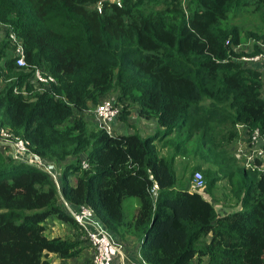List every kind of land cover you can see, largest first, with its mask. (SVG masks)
Here are the masks:
<instances>
[{
    "label": "trees",
    "instance_id": "1",
    "mask_svg": "<svg viewBox=\"0 0 264 264\" xmlns=\"http://www.w3.org/2000/svg\"><path fill=\"white\" fill-rule=\"evenodd\" d=\"M99 1L0 0V131L61 169L58 189L38 163L11 159L0 133V264L84 258L85 232L61 198L89 207L120 240H135L147 264H264V173L254 177L237 167L227 174L226 157L217 159L208 146L212 135L195 122L175 149L196 133L192 158L202 161L192 173L212 175L208 191L220 179L235 184L240 208L217 213L200 191L176 186L175 154L160 156L154 145L183 131L210 98L227 102L224 114L248 137L256 129L264 135V63L242 65L230 49L238 33L229 22L236 7L253 4L264 16V0H187L186 6L184 0H123L121 6L104 2L101 13L89 8ZM159 1V11L146 9ZM53 9L64 12L69 28L54 26ZM9 30L22 41L25 66L15 63ZM37 70L54 82L39 81ZM111 93L121 106L112 131L88 126L85 113ZM134 107L163 129L145 138L115 133L118 118ZM127 199L138 202L130 215ZM49 218L76 234L49 237Z\"/></svg>",
    "mask_w": 264,
    "mask_h": 264
},
{
    "label": "rangeland",
    "instance_id": "2",
    "mask_svg": "<svg viewBox=\"0 0 264 264\" xmlns=\"http://www.w3.org/2000/svg\"><path fill=\"white\" fill-rule=\"evenodd\" d=\"M186 1L187 0H184L185 6ZM158 3L160 4L155 6L148 5L146 9L150 10L154 7L153 11H159L161 9L162 3L161 1H159ZM89 8L97 9V4ZM261 11L262 9H258L256 5L253 4L251 6H245L241 8L236 7L229 16V22L231 23V25L236 27L238 33V44H231L230 49L235 51V53L239 56L254 52L255 45L260 46L262 45V41H264V16H261ZM48 17L51 19V22L54 23V26L56 28H60L61 30H63V25H65V28H69L67 24H70V22L66 19L63 11L56 9L50 10L48 13ZM3 29L4 28L0 26V37H2L3 35ZM261 95L263 98L264 85L261 88ZM108 97L116 100V93H111L108 95ZM93 108L85 113L84 119L87 121L86 123L88 124V126L99 129L94 120V116L92 113ZM195 109L197 111L196 115L192 116L191 119L187 121L186 127L183 131H174L169 135L172 140L163 139L161 143L155 144L156 150L159 152V154H162L169 159L173 153V149H175V144L180 140H185L191 134L190 130L194 126V123L200 119L196 125L200 126V123H202V129H207V136L212 135V137L209 138L210 143L208 144V146L212 145V153L215 154L218 160L220 159V157H226L225 163L227 165V168H225V171L227 174L237 169V167L245 168L251 175H254V177H256L258 173H264L263 163L259 161L260 164H257V161L251 158L252 152L249 144L250 137H248L249 135L244 132V127L241 124H231L230 119H228L224 114V112H227V110H229V105L226 101L221 100L220 98L205 99ZM119 118L116 123L115 133L136 132L141 137L145 138L147 136L154 135L158 130H161L156 121L141 119L138 116L136 107L131 108L123 120H120ZM224 132L225 134L223 135ZM230 132H233L235 136L232 140H227L226 137H228ZM197 133H200V131H197ZM197 138H200V136H196V133L193 134L190 138L191 140L187 142L184 141L182 147H180L181 149H185V152L183 153L182 151L175 153V159H173L174 162L178 164V169L176 170V186L187 184L190 187V181L192 180V176L195 173L192 172L196 168L194 165L196 162L202 161L192 158L194 148V144L192 143H194L195 139ZM204 150L207 151V148L204 147ZM204 155L205 153H202L203 160ZM69 161H73V158L68 159V162ZM192 161L194 162V164L192 163ZM205 164L206 166L210 165L209 163ZM51 166H53L55 170L53 171V173H55L56 179L59 182L61 179L60 166L59 168L57 167L58 172H56V167L54 165ZM211 170H213L214 172L217 171L216 167H211L210 171ZM199 173H201L202 175V172ZM218 176L220 177L222 175L218 174ZM211 177L212 175L203 177V187L198 191H200L204 195V197L215 206L217 213L230 211L222 209L224 207L239 209L240 206H237V196L234 194L235 184H232V182H230L229 180L220 179L217 183L214 184L212 190L209 189L208 191L206 188V182L209 181ZM176 188L178 189V187ZM125 204V211H127V214L130 215L135 209L133 208L134 204H136L137 206L138 202L135 199H127L125 200ZM45 226L47 235L49 237L61 235L72 236L76 234L72 228L64 223L59 222L56 219L49 218L46 221ZM76 240L83 242L82 238L79 236H76ZM82 244L84 245V243ZM49 258L52 263L60 264L58 263L54 255H49ZM64 264H90V255L88 254L86 249L83 259H72L64 262ZM193 264L198 263L197 261H194Z\"/></svg>",
    "mask_w": 264,
    "mask_h": 264
},
{
    "label": "built area",
    "instance_id": "3",
    "mask_svg": "<svg viewBox=\"0 0 264 264\" xmlns=\"http://www.w3.org/2000/svg\"><path fill=\"white\" fill-rule=\"evenodd\" d=\"M123 0H101L97 3V12L101 13L102 4L104 2L115 3L117 6L122 5ZM8 36L11 43L13 44V56L16 58L15 63L17 66H25L24 61V52L22 47V41L16 36V34L9 30ZM260 50L257 52H251L239 56L238 59L242 61V65L248 68H254L256 64L264 63V42L259 46ZM36 78L43 82L44 84L54 82V79L48 74H43L41 71H36ZM262 96V95H261ZM264 100V97H263ZM121 106L112 98L103 99L98 105H96L93 110V116L96 123L100 125L101 128H104L108 133L113 129V126L116 121V117L120 113ZM1 134L5 137V142L10 148V158L15 161H33L39 164L43 170L47 171L55 180L56 177L52 173L49 164L41 161L37 156L32 155L27 149V143L19 138L14 137L13 139L9 134H5L0 131ZM250 149H251V158L255 161H260L264 165V135H261L256 129L250 135ZM24 159V160H23ZM83 167H86L83 157H81ZM52 168V167H51ZM190 190H199L203 187V177L201 173L195 172L190 181ZM57 188L60 189V185L56 180ZM156 186L153 187L152 192L155 195ZM60 203L63 209L69 214V216L83 229L85 232V237L87 244L89 245L91 255H90V264H110L107 257V250L105 247L104 240L107 238L113 246L118 249L121 248V245L115 242L111 231L108 230L94 215L93 211L87 206H76L70 202L65 201L61 198ZM143 264H147L142 260Z\"/></svg>",
    "mask_w": 264,
    "mask_h": 264
},
{
    "label": "crops",
    "instance_id": "4",
    "mask_svg": "<svg viewBox=\"0 0 264 264\" xmlns=\"http://www.w3.org/2000/svg\"><path fill=\"white\" fill-rule=\"evenodd\" d=\"M162 129L163 128H161V130ZM161 142H162V139H160V140L158 139L154 143V145L156 143H161ZM177 152H182V149L181 148L174 149L173 153L175 154ZM160 156H162V154H160ZM163 157H165V156H163ZM174 159H175V157H174ZM193 159H198V158H193ZM48 162L51 163V161H48ZM50 163H47V164H50ZM192 163L194 164L193 161H192ZM53 164L54 163H52L51 165H53ZM175 168H176V170L178 169V164L176 162H175ZM182 186H184L185 188H190L187 184L186 185L182 184ZM133 208H136V204H134ZM222 209L230 210L231 208L224 207ZM111 234H112L115 242H117L118 244L121 245V248L120 249H118L117 247L115 248L113 246V244L111 243V241H109V239H107V238L104 240L105 247H106V250H107V257H108V260H109L110 264H143L142 259H141L140 255H139L138 244L136 243L135 240L130 239V240L123 241V240H120L118 238V236L116 234H114L112 231H111ZM87 246H88L87 252H88L89 255H91V251H90L89 245L87 244ZM56 259H57V257H56ZM57 261H58V259H57ZM58 263H59V261H58Z\"/></svg>",
    "mask_w": 264,
    "mask_h": 264
},
{
    "label": "clouds",
    "instance_id": "5",
    "mask_svg": "<svg viewBox=\"0 0 264 264\" xmlns=\"http://www.w3.org/2000/svg\"><path fill=\"white\" fill-rule=\"evenodd\" d=\"M105 99V98H104ZM115 100V99H114ZM116 101V100H115ZM49 166H51L50 164H49ZM52 167V166H51ZM50 169H52V168H50Z\"/></svg>",
    "mask_w": 264,
    "mask_h": 264
},
{
    "label": "water",
    "instance_id": "6",
    "mask_svg": "<svg viewBox=\"0 0 264 264\" xmlns=\"http://www.w3.org/2000/svg\"><path fill=\"white\" fill-rule=\"evenodd\" d=\"M50 168H51V166H50Z\"/></svg>",
    "mask_w": 264,
    "mask_h": 264
}]
</instances>
